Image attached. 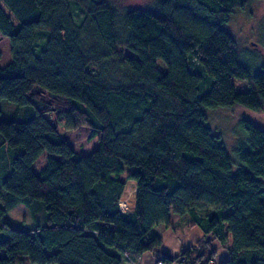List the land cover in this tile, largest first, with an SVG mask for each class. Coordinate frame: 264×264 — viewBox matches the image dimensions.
<instances>
[{
  "label": "trees",
  "instance_id": "trees-1",
  "mask_svg": "<svg viewBox=\"0 0 264 264\" xmlns=\"http://www.w3.org/2000/svg\"><path fill=\"white\" fill-rule=\"evenodd\" d=\"M245 1L0 0V101L16 106L0 107V264H140L145 251L211 264L213 242L227 252L217 264H264V129L241 118L232 156L206 115L264 109V66L250 72L225 29ZM59 121L98 145L79 154ZM35 200L43 223L10 216ZM159 225L201 235L172 255Z\"/></svg>",
  "mask_w": 264,
  "mask_h": 264
},
{
  "label": "rangeland",
  "instance_id": "rangeland-1",
  "mask_svg": "<svg viewBox=\"0 0 264 264\" xmlns=\"http://www.w3.org/2000/svg\"><path fill=\"white\" fill-rule=\"evenodd\" d=\"M110 1L116 6H146L151 2V0ZM225 29L234 38L242 63L250 70V72L260 70L264 66V0H246L244 6L236 7L230 14L228 21L225 23ZM232 82L237 91H245L249 87L246 79L233 77ZM0 107L3 111L2 116L8 117L6 113L9 110L14 109L16 106L14 103L3 99L0 101ZM206 115L208 125L215 133L221 136L227 152L232 156H234L233 147L235 146L240 133L238 124L241 118H249L264 129V109L254 110L241 104H234L228 107H208ZM58 129L62 137L65 138L70 146L81 155L88 154L98 145L97 136L89 138L90 128L86 125H79L75 128H66L63 126L62 121H59ZM4 153V156L0 158V180L3 176V164L9 159L7 150H4ZM45 157L46 155L43 153L36 160L34 164L36 170L44 166ZM129 169V167H126L125 172ZM125 172L120 176L125 180V187L122 194L124 198L122 195L121 198L126 204L132 205L125 201V199L128 201L125 195L134 199L135 191L129 193V190L134 188L135 185L133 180L125 178ZM5 192L6 191H4L0 185V200L2 201ZM120 206L129 210L134 207H126L121 203ZM227 210H229V208H227L226 211ZM9 213L11 217L19 220L24 219L29 223H43L45 220L44 205L39 200H35L30 205L22 202L18 203L10 209ZM162 227V225H159L157 230H162ZM21 264L36 263L29 261L27 256H22Z\"/></svg>",
  "mask_w": 264,
  "mask_h": 264
},
{
  "label": "crops",
  "instance_id": "crops-1",
  "mask_svg": "<svg viewBox=\"0 0 264 264\" xmlns=\"http://www.w3.org/2000/svg\"><path fill=\"white\" fill-rule=\"evenodd\" d=\"M125 197L128 199V201H132V197H128L125 195ZM160 233L163 242L160 247L161 251L170 253V254H177L180 249H182L184 246H186L189 243L194 242L197 240L201 235V230L198 228V226H190L186 225L183 229L179 228H163L162 230H158ZM214 247L217 250V257L214 258V262L212 264H217L219 261L223 260L226 255V249L218 244V242H213ZM140 264H159L156 262V256L152 254L150 251H145L141 254L139 258ZM170 264H181L178 262H172Z\"/></svg>",
  "mask_w": 264,
  "mask_h": 264
},
{
  "label": "water",
  "instance_id": "water-1",
  "mask_svg": "<svg viewBox=\"0 0 264 264\" xmlns=\"http://www.w3.org/2000/svg\"><path fill=\"white\" fill-rule=\"evenodd\" d=\"M4 240V233L0 232V242H2Z\"/></svg>",
  "mask_w": 264,
  "mask_h": 264
},
{
  "label": "bare ground",
  "instance_id": "bare-ground-1",
  "mask_svg": "<svg viewBox=\"0 0 264 264\" xmlns=\"http://www.w3.org/2000/svg\"><path fill=\"white\" fill-rule=\"evenodd\" d=\"M135 191V187L134 188H132L131 190H129V193H133ZM135 194V193H134ZM129 196H131V195H129Z\"/></svg>",
  "mask_w": 264,
  "mask_h": 264
},
{
  "label": "built area",
  "instance_id": "built-area-1",
  "mask_svg": "<svg viewBox=\"0 0 264 264\" xmlns=\"http://www.w3.org/2000/svg\"><path fill=\"white\" fill-rule=\"evenodd\" d=\"M120 204V203H119Z\"/></svg>",
  "mask_w": 264,
  "mask_h": 264
}]
</instances>
